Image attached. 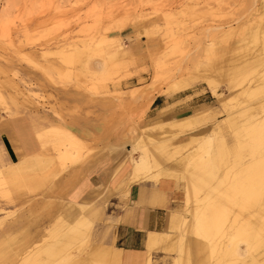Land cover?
I'll return each mask as SVG.
<instances>
[{"label":"rangeland","instance_id":"1","mask_svg":"<svg viewBox=\"0 0 264 264\" xmlns=\"http://www.w3.org/2000/svg\"><path fill=\"white\" fill-rule=\"evenodd\" d=\"M262 1L0 0V10L14 6L8 33L6 25H0V94L8 102V108L0 106L2 116L23 120L29 115L40 118L48 114L73 132L95 127L107 135L116 129L115 155L124 161L122 166L131 167L129 155L137 160L142 149L147 151L152 164L147 175L163 173V177L157 182L144 180L154 184L174 180L184 194L183 202L173 211L179 216L170 218L178 225L170 234L164 233L166 241L154 252L155 264H239L243 259L215 255V244L220 242L221 247L235 238L232 244L245 249L242 238L235 235L247 222L260 228L259 240L252 241L251 256L258 259L256 264H264V228L260 225L264 221V192L255 198L233 192L242 173L254 174L258 157L264 161ZM226 25L237 27L238 32L241 29L240 34L216 37L215 43H209L211 38L205 31ZM175 42L180 49L170 51ZM210 44H215L214 49L208 51ZM96 47L99 50L91 51ZM208 82L213 85L209 87ZM252 82L255 93L245 94ZM210 88L219 96L215 97ZM189 107L197 114L185 124L181 122L188 126L181 127L179 121L178 127L171 129L167 123L180 109ZM200 109L205 112H196ZM253 124H257V132L250 142L248 130ZM128 130L130 141L121 145ZM38 134L34 137L40 150L37 156L41 159L35 160L39 167L33 165L16 180L0 175V237L11 227L18 232L8 240L0 238V264H72L81 257L92 264L89 253L105 245L106 234L98 226L99 218L85 215L91 223L87 232L73 223L75 217L64 216L61 209L66 206V193L61 189L63 182L75 180L88 159L109 153L110 146L102 144V135L85 140L87 147L78 136L83 148L70 151L53 138H43L44 150ZM196 170L198 174L202 171L203 180L199 174L198 190L190 189L188 196L186 183ZM251 181L253 186L256 182L264 186V175ZM18 185L28 186L21 189ZM118 198L116 206L106 203V212L109 206L127 207L128 198ZM221 199L228 202L219 210L216 227L208 237L200 236L193 222L205 214L209 219L210 206ZM188 220L190 226L186 225ZM109 223L115 220L106 218L104 224ZM249 260L254 261H244Z\"/></svg>","mask_w":264,"mask_h":264},{"label":"crops","instance_id":"2","mask_svg":"<svg viewBox=\"0 0 264 264\" xmlns=\"http://www.w3.org/2000/svg\"><path fill=\"white\" fill-rule=\"evenodd\" d=\"M186 88L177 89L173 93H180ZM156 100L155 98L152 103ZM1 112L0 109V152L2 153L0 155V172H2V169L3 171L7 170L6 167H10L12 164L21 162L28 153H37V155L40 153L34 135L39 128L47 126L46 121L63 125V123L55 121L48 114H44L40 118L29 115L28 118L23 120H12L2 116ZM194 114L191 113L190 107L188 110L180 109L178 115H176L177 117L169 122L179 121L188 116L192 117ZM63 126L67 128L65 125ZM67 129L81 139L83 138L84 141L102 135L101 129L95 127L78 128L75 132L70 128ZM102 136L105 137L102 144L108 143L110 146L109 153L91 157L85 162L84 166L79 168L75 180L63 182L61 190L66 193L64 199L66 206L62 207V214L70 217L81 214L84 217L86 215L91 218H99L98 226L102 228L106 237L103 238L105 245L99 246L89 253L94 264H146L147 251L145 244L149 234H170V230L178 225V222L171 223L170 218L173 215L174 217L179 216L178 213L173 211L176 210L177 204L183 202L184 194L174 180L167 179H162L158 184L141 180L127 186L125 183H127L130 175V167L128 165L122 166L124 161L120 160L119 155H115L118 147L116 145L117 130L114 129L109 134ZM123 136L124 134L122 135L121 145H123ZM85 142L87 147L88 142ZM128 159H131L130 155ZM148 163L151 168V161H148ZM124 192L126 196L123 194ZM118 196L128 198L127 207L124 209L114 207L112 209L109 206L106 212V203L116 206L119 202ZM81 205H83V208ZM79 207L83 210L80 211ZM65 213L68 215H65ZM106 218L115 220V223L104 224ZM14 228L11 227L9 230L3 231L0 238L8 240V237L17 236L18 232H15ZM91 252H93V255L98 254V258H94ZM154 254L153 252V260ZM116 255H119V258ZM13 258L12 256L10 259L13 260ZM112 258L116 259L113 260ZM72 264L88 263L86 259L81 257Z\"/></svg>","mask_w":264,"mask_h":264},{"label":"bare ground","instance_id":"3","mask_svg":"<svg viewBox=\"0 0 264 264\" xmlns=\"http://www.w3.org/2000/svg\"><path fill=\"white\" fill-rule=\"evenodd\" d=\"M253 3H254V1H253ZM262 3H264V1H262ZM255 4V3H254ZM52 7V6H51ZM12 8H14V6L13 5H11L9 8L8 7H3L1 10H0V25H6V27L4 28V29H6L5 31L7 32L8 30V26L12 23V17H13V14H12ZM52 9V8H51ZM54 9V8H53ZM252 10H253V8H252ZM256 10V9H255ZM257 10H258V8H257ZM258 12V11H257ZM44 13V12H43ZM246 14V13H245ZM260 16V15H259ZM262 16V15H261ZM255 18V17H254ZM239 19V18H238ZM241 21V20H240ZM235 23L236 24H239V20H237L236 19V21H235ZM249 23V22H248ZM250 24V23H249ZM240 26V25H239ZM182 28V27H181ZM240 28H241V26H240ZM243 28V27H242ZM228 29V30H227ZM245 29V28H244ZM45 30V29H44ZM181 30V29H180ZM241 30V29H240ZM240 30H239V32H240ZM122 31V30H121ZM0 32H2V31H0ZM38 33H39V31H37ZM48 32V31H47ZM52 32V31H51ZM178 32H180V31H178ZM238 32V29H237V27H234V26H229V25H226L225 27H222V26H219V27H214V28H209V29H207L206 31H205V33H207V36L209 37V38H211V42H209V43H211V44H213L212 42L215 40V38L216 37H219V38H221L222 36L223 37H225V36H227V35H231V34H235V33H237ZM238 32V33H239ZM8 33V32H7ZM42 33V32H41ZM49 33V32H48ZM2 34V33H1ZM172 34V33H171ZM221 36H220V35ZM240 34V33H239ZM45 35V34H44ZM176 35V34H175ZM174 35V36H175ZM205 35V34H204ZM214 43H215V41H214ZM219 43V42H218ZM221 43V42H220ZM174 44V45H173ZM172 45H173V47L171 46V50L170 51H174V50H177V49H180V44L178 43V42H175V43H173ZM179 44V45H178ZM208 45V47H207V49L206 50H208V51H210V50H212V49H214V45L212 46V45ZM219 45V44H218ZM217 46V45H216ZM98 47H101V46H98ZM206 47V46H205ZM85 48V47H84ZM83 48V49H84ZM77 49H81L80 47L79 48H77ZM90 49V48H89ZM182 49V48H181ZM88 50V49H87ZM97 50H99V49H97V47H96V50H93V49H91V51H93L94 53L97 51ZM115 52V51H114ZM176 52V51H175ZM115 55V54H114ZM103 56V55H102ZM169 56V55H168ZM103 59V58H102ZM169 60V59H168ZM167 59H166V61H168ZM61 61H62V63L64 62V63H67V64H72V62H70L71 60H63V59H61ZM104 63V62H103ZM164 63V65H165V63L166 62H163ZM161 64H162V62H161ZM100 65H101V63H100ZM103 65V64H102ZM162 66H163V64H162ZM105 67V66H104ZM165 68L166 67H164V70H165ZM157 70V69H156ZM93 71V70H92ZM157 71H159V70H157ZM161 71V70H160ZM225 71V70H224ZM234 71V70H233ZM154 72V71H153ZM227 72H229V71H227ZM156 73V75H157V72H155ZM155 73L153 74L154 76L153 77H156L157 79H158V77L155 75ZM48 75V74H47ZM162 75H163V73H162ZM205 75V74H204ZM204 75H203V77H204ZM188 76V75H187ZM196 76V75H195ZM201 76V75H200ZM186 77V76H185ZM184 77V78H185ZM191 77V76H190ZM98 78V77H97ZM156 78L154 79V80H156ZM192 78H197V77H193L192 76ZM238 78H239V76H238ZM77 79V78H76ZM237 79V78H236ZM242 79V78H241ZM0 80H2V79H0ZM160 80V79H159ZM250 81V80H249ZM54 83H55V81H53ZM57 82V81H56ZM150 82H152V80L150 81ZM174 82V81H173ZM256 82H258V81H256ZM172 83V82H171ZM249 83V82H248ZM253 83V82H252ZM179 84V83H178ZM208 84H210L209 85V87L210 86H212L213 85V82H208ZM254 84V83H253ZM147 86V85H146ZM145 86V87H146ZM171 86V85H170ZM174 86V85H173ZM176 86V85H175ZM170 88H172V86L170 87ZM178 89V88H177ZM176 89V90H177ZM211 89V88H210ZM261 89V88H260ZM254 90L256 91V86H255V84L254 85H251V86H249L247 89H246V93L245 94H249V93H253L254 92ZM211 91H212V94H214L215 95V97H217V96H219V94H217L216 93V89L215 88H212L211 89ZM253 91V92H252ZM136 92V91H135ZM138 93V92H137ZM142 93V92H141ZM255 93V92H254ZM2 94V93H1ZM0 94V106H6L7 108H8V106H7V103L5 102V98H4V94L3 95H1ZM139 95H137V96H140V91H139V93H138ZM136 95H135V97H136ZM134 96V95H133ZM132 96V97H133ZM134 98V97H133ZM135 99V98H134ZM224 104V103H223ZM225 105V104H224ZM9 106H11V105H9ZM13 110V109H12ZM28 112V111H27ZM205 112V110L204 109H201V110H198V113H204ZM195 113V112H194ZM195 114H197V113H195ZM194 114V115H195ZM186 117V116H185ZM194 116H192V117H186V118H182L181 120H179L180 121V123L181 122H183L184 121V124H185V122L187 121L188 122V120H190L191 118H193ZM179 121L178 120H175V121H173V122H169V123H167L170 127L172 126V128L171 129H173L174 127V125H175V127L177 126L176 124H180L179 123ZM47 122V126H45V127H41V128H39L38 129V131H37V133H39L38 134V136H37V140H39V142H40V145H41V148L42 149H44L45 150V148L43 147V145H42V140H43V138H48V139H51V138H53V139H55L56 141H57V143L61 146V147H63V148H66L68 151H70V150H80L81 149V147L83 148V141H81L79 138H78V136L76 137L75 136V134L74 133H72L70 130H68L67 128H65L62 124H60V123H56V122H52V121H46ZM183 123H181V127H184V126H188V124H186V125H184ZM258 124V123H257ZM257 124H253V126L252 127H250L249 128V130H248V134H249V141L250 142H253L254 140V138L256 137V135H255V137L253 138V139H251V137H253L254 136V134L257 132L256 131V129L254 128L255 126H257ZM183 125V126H182ZM262 125V124H261ZM178 127V126H177ZM176 127V128H177ZM180 127V128H181ZM261 127V126H260ZM179 128V129H180ZM130 131L131 130H128V131H126L125 133H124V136H123V143H126V142H129L130 141V138H129V136L131 135H129V133H130ZM259 131V130H258ZM262 131V130H261ZM262 132H264V131H262ZM262 132H261V134H262ZM132 133V132H131ZM261 134H259V136H261ZM258 136V135H257ZM262 137V136H261ZM142 140H143V137H142ZM261 140V139H260ZM260 140H259V142H260ZM148 141H152L151 139H148L147 140V142ZM219 142H218V144H219V146H222V145H224V143H223V141L220 139V140H218ZM248 141V142H249ZM261 141H264V140H261ZM145 143H147L146 141H144ZM143 142V143H144ZM247 142V141H246ZM258 142V141H257ZM142 143V144H143ZM262 143V142H261ZM260 143V144H261ZM262 144H264V143H262ZM144 145V144H143ZM140 146V145H139ZM143 147H145L146 148V146L144 145V146H142V148ZM142 148H140L139 147V149L141 150ZM66 149H64V153L65 152H67V150ZM38 152V151H37ZM196 153H198V152H196ZM196 155V154H195ZM26 158H25V160H22L21 162H19V163H16V164H12L10 167H6V168H8L7 170L5 169V171H3V169H2V172H0V175H2V177H3V175L4 176H6L8 179H11L12 180V178L14 179V180H16V178H19V177H24L25 175H26V173H27V171L30 169V168H34V167H36L37 165H36V162H35V160H36V158L38 157L37 156V153H28L27 154V156H25ZM200 157V156H199ZM38 158H40L41 159V156L40 157H38ZM196 158H197V155H196ZM195 157H194V159H196ZM193 159V158H192ZM258 159L260 160L259 161V163H255L254 165H253V171H254V174H247V172H246V174H243L242 173V175L240 176L241 178L238 180V182L236 183V185L237 186H235V188H234V190H233V192L234 193H236V195L235 196H237L238 194L237 193H242L246 198H248V196L249 197H251V198H255V196L256 197H261V195H262V192H264V186H262L261 185V183L260 182H254L255 184V186L257 187V189L256 188H254L255 186H253V184L251 185V184H249V183H253V181H251V178L253 179V178H255V177H257L259 174H261V175H264V161H261L262 159H260L259 157H258ZM189 160V159H188ZM187 160V161H188ZM199 161H200V159H198ZM37 161V160H36ZM48 161H51V160H49L48 159ZM47 160H45V162H48ZM130 161V175H129V178H128V180H127V183H125L127 186H129L130 184H132V183H137V182H139V181H141V180H144L145 178H148V179H159V178H161V177H163V173L161 174V173H154V175H147V173H149L150 172V170H151V168L149 167V163H148V158H147V151H145L144 149H142L141 150V154L139 155V158L137 159V160H133V159H130L129 160ZM150 162V161H149ZM194 162H196V160L194 161ZM201 162H203V161H201ZM38 163V162H37ZM192 164H193V162H191ZM195 165H196V167L199 169V164L198 163H194ZM202 164V163H201ZM200 164V166H202ZM204 164V163H203ZM34 165V167H32ZM36 165V166H35ZM158 165V164H157ZM39 166H37V168H38ZM42 169V168H41ZM197 169V170H198ZM201 169H203L202 167H201ZM205 169V168H204ZM195 171V174L196 175H189L190 173H191V171H190V173L188 174L189 175V182H187L186 184V188H187V191H186V195H188L189 196V192H190V189L194 192V190H195V193L197 192L196 190H198L197 189V186L199 185V181L200 180H203L202 179V177H201V174H202V171L199 173L200 174V180L198 181V177H199V174H198V171ZM1 171V170H0ZM245 173V172H244ZM165 174V173H164ZM191 174H193V173H191ZM187 175V174H186ZM185 175V176H186ZM252 175V176H251ZM255 176V177H254ZM184 177V176H183ZM194 177V178H193ZM7 180V179H6ZM19 180V179H18ZM26 180H28V182H29V179L27 178ZM26 180L24 181V182H22L23 184L26 182ZM10 181V180H9ZM20 181V180H19ZM19 181H17V182H19ZM23 181V180H22ZM31 181V180H30ZM188 181V180H187ZM255 181V180H254ZM257 181V180H256ZM4 182V181H3ZM8 182V181H7ZM13 182V181H12ZM15 182V181H14ZM21 182V181H20ZM27 183V182H26ZM201 183H203V182H201ZM12 184V183H11ZM257 184H259V185H257ZM15 186V188L17 187V185H14ZM19 186V185H18ZM21 186H23V185H21ZM28 186V185H27ZM26 186V187H27ZM25 189H27L25 186H23ZM23 187L21 188L20 186H19V188H21V189H23ZM16 189H18V188H16ZM15 189V190H16ZM125 189V188H124ZM254 189H255V191H254ZM125 191V190H124ZM231 191V190H230ZM123 194H125V192L123 193ZM230 194V193H229ZM253 194V195H252ZM231 196H233L232 194H230ZM125 196H126V194H125ZM227 197H229V196H227ZM231 198V197H230ZM233 198V197H232ZM262 199H264V197H261ZM226 199H228V198H226ZM189 200V199H188ZM99 201V200H98ZM215 201V200H214ZM225 199H221V200H219V201H216V202H214L211 206H210V204H208L209 206H210V208H209V211H210V213H208V214H210V217H209V219H210V221H209V219L207 218L208 217V215H204V216H201L199 219H197L195 222H193V224H195V232H197L200 236H203V237H208V235L211 233L212 234V231H213V229L216 227V225H217V218L216 217H218L219 215V210L221 209V206L224 204V203H226V202H228V201H226ZM188 202V201H187ZM213 202V201H212ZM210 203H211V201H210ZM79 206V205H78ZM82 206V208H83V205H81ZM77 207V206H76ZM197 207H199V206H197ZM80 208V207H79ZM78 209V208H77ZM81 209V208H80ZM83 209H81L80 211H82ZM204 210V209H203ZM76 211L74 210V213H75ZM201 212H203V211H201ZM200 212V213H201ZM198 213V212H197ZM203 213H205V212H203ZM194 214V213H193ZM192 214V215H193ZM71 215V214H70ZM174 216V215H173ZM195 216V215H194ZM194 216H192V219L194 220ZM206 216V217H205ZM66 217H70L69 215L68 216H66ZM73 217H75V220H74V218H72V220H74V222L73 223H75V224H77L76 226H82L83 227V229H85V230H87V232H89V229H90V223L88 222V220L85 218V217H83L81 214H79V215H75V216H73ZM174 219H175V217H174ZM262 220H264V219H262ZM261 220V218H260V221H262ZM259 221V222H260ZM67 223H68V220L66 221ZM187 226H190L191 225V223H190V220H188L187 221V224H186ZM260 225H262V227L261 228H264V221H262V223L260 224ZM257 225H255V224H253V223H251V222H247V223H244V225L238 230V232L236 233V235H235V237L237 236V237H240V238H242V242H244V244H245V249H239L237 246H234V244H232V242L231 241H233V239H235V238H233V239H231V241L230 242H228L227 244H225L224 246H221V247H218L221 243L219 242V244H215V255H222L223 257L222 258H229V259H231V260H236V259H239L240 258V260H242V261H244V260H248V259H251L252 258V260H254L253 262L252 261H250L249 260V262H247V261H244L246 264H256V262L258 261V259L257 258H255V257H253V255L251 256V254H252V246L251 245H253V243H252V241H254L255 239H257V240H259L257 237H259V233H258V230H260V228H259V226L258 227H256ZM81 227V228H82ZM78 228V227H77ZM78 231V230H77ZM79 231H80V229H79ZM83 232V231H82ZM76 233V232H75ZM85 233V232H84ZM77 234H78V232H77ZM7 236V235H6ZM197 236V235H196ZM165 237H166V235L164 234V233H160V234H158V233H153V234H149V236H148V239L146 240L147 242H146V251H147V253H146V256H147V259H146V264H155L154 263V261H153V259H152V254H153V252H155L162 244H164V242L166 241V239H165ZM232 237V236H231ZM230 237V238H231ZM8 239H9V237H8ZM207 239V238H206ZM209 240V239H208ZM241 241V240H240ZM236 242V241H235ZM234 243V242H233ZM238 243V242H237ZM259 243H260V241H259ZM262 243V242H261ZM197 245H198V243H197ZM260 245V244H259ZM64 246V245H63ZM260 247V246H259ZM259 247L257 248V250H259ZM57 248H59V247H57ZM49 249V248H48ZM186 249H187V247H186ZM261 249V248H260ZM59 250V249H58ZM49 251V250H48ZM120 251V250H119ZM46 252H47V250H46ZM50 252H51V250H50ZM55 252L57 253V251H56V249H55ZM45 253V252H44ZM55 253V254H56ZM113 253V252H112ZM184 253H185V251H184ZM47 254V253H46ZM52 254V253H51ZM104 256V255H103ZM109 256V255H108ZM117 256V255H116ZM119 256V255H118ZM117 256V257H118ZM102 257V256H101ZM110 257H113V256H110ZM221 257V256H220ZM98 258V257H97ZM119 258V257H118ZM111 259V258H110ZM113 259V258H112ZM114 259H116V258H114ZM113 259V260H114ZM214 259H215V256H214ZM257 259V260H256ZM105 260V259H104ZM119 260V259H118ZM218 260V259H217ZM242 261L240 262L241 264H242ZM105 262V261H104ZM109 262V261H108ZM116 262V261H115ZM118 262V261H117ZM244 262H243V264H244ZM230 263V262H229ZM239 263V264H240ZM94 264V263H93ZM98 264V263H97ZM105 264V263H104ZM107 264V263H106ZM109 264V263H108ZM118 264V263H117ZM173 264V263H172ZM216 264V263H215ZM230 264H235L234 262H232V263H230Z\"/></svg>","mask_w":264,"mask_h":264}]
</instances>
